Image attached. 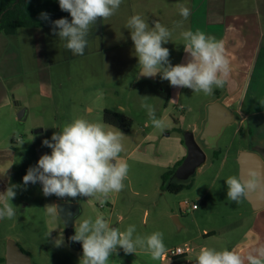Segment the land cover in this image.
Instances as JSON below:
<instances>
[{
	"label": "rangeland",
	"instance_id": "obj_1",
	"mask_svg": "<svg viewBox=\"0 0 264 264\" xmlns=\"http://www.w3.org/2000/svg\"><path fill=\"white\" fill-rule=\"evenodd\" d=\"M162 3L165 5L168 1L122 0L115 15L105 21L98 20L93 27L84 55L73 56L65 49V41L52 32V25L20 27L10 38L6 48L9 60L14 57L18 62L17 71L23 76L24 84L12 92L21 98L22 104L16 106L19 111L16 115L12 111L10 120L7 113L0 119V144L15 145L11 185L17 186L15 198L8 201L12 203L15 216L0 219V256H6L11 238L30 254L35 264H80L82 245L69 240L67 223L56 208L57 201L72 198L45 196L41 183L25 186L23 177L43 154L51 153L52 149L43 145V140L51 139L65 123L81 117L125 134L124 150L117 159L128 164V175L123 181V190L110 193L108 196L115 197H107L103 205L95 196L77 197L82 212L76 225L89 217L94 221L100 215L121 231L135 225L133 239L137 235L147 237L156 231L162 232L166 248L164 264H180L186 259L195 260V251L199 252L202 246L198 238L195 242L200 245L193 247L189 243L187 254L176 258L167 255V251L177 245L186 248L190 229L217 227L222 236L211 239L210 243L226 248L251 222L253 210L246 199L237 204L227 198L226 179L240 174L237 149L246 143V136L236 132L239 123L226 128L219 141L220 151L205 148L207 160L190 179L166 174L183 159L184 131L195 122L201 124L209 110L207 101L220 92L215 85L213 94L205 95L202 91L174 88L159 76L156 81L139 77L138 57L134 54L126 24L132 15L140 14L154 26L152 21L161 17L159 6ZM177 14L175 22L182 20L179 11ZM66 18L71 21V16ZM185 30H188L187 20L181 27L175 25L171 30L173 41L162 45L170 50L169 59L173 65L186 62L180 35ZM142 96H148L147 103L155 107L157 118L166 121V130L152 125L146 110L140 106ZM24 107L27 116L20 120L18 115ZM105 108L119 109L130 116L133 119L131 129L123 130L106 123ZM38 128L44 130L36 133ZM173 181L188 185L174 193L166 188ZM204 199L209 205L205 206ZM186 200L197 203L199 209H192ZM48 208L55 209V215L49 214ZM175 214L186 227L178 226ZM56 239L63 240V244L57 247ZM130 259L137 264L142 257L134 255Z\"/></svg>",
	"mask_w": 264,
	"mask_h": 264
},
{
	"label": "clouds",
	"instance_id": "obj_2",
	"mask_svg": "<svg viewBox=\"0 0 264 264\" xmlns=\"http://www.w3.org/2000/svg\"><path fill=\"white\" fill-rule=\"evenodd\" d=\"M122 0H59L62 11L70 13L71 21L61 17L51 21L52 32L65 41L64 48L73 56L84 55L88 37L98 20L109 19L118 11ZM182 20L176 21L181 27L191 15V9L184 4L178 6ZM42 20H50L47 12H41ZM150 26L140 14L132 15L126 24L134 44V54L138 57L139 75L147 78L159 76L174 88H188L193 92L213 94V86L223 89L230 74V61L225 54L222 40L197 29L180 33L184 41L186 62L173 65L169 59L170 50L162 45L172 37V31L159 20ZM173 41V40H172ZM179 95V93H177ZM141 108L146 110L152 125L161 131L168 125L163 118H157L155 107L147 103L148 96H142ZM264 106V98L259 99ZM122 131H112L104 123L91 122L85 118H74L51 139H44L43 145L52 149L43 154L35 166H30L23 177L25 186L42 184L45 196L55 195L60 199L96 197L103 205L108 195L120 192L125 187L123 181L128 175V164L117 159L124 150ZM227 198L239 204L242 199L256 194L264 199V171L249 167L239 175L226 179ZM16 185H10L0 192V219L15 216L12 201L16 196ZM55 215V209L48 208ZM71 215V214H70ZM74 235L69 239L82 244L83 254L80 264H107L118 246L124 253H136L137 247L151 252L153 259H160L166 251L163 233L156 231L147 237L137 235L133 239L135 225L125 231L110 226L103 216L91 217L74 225ZM57 247L63 240L54 241ZM196 264H264V242L252 246L246 252L216 250L202 247L195 258Z\"/></svg>",
	"mask_w": 264,
	"mask_h": 264
},
{
	"label": "crops",
	"instance_id": "obj_3",
	"mask_svg": "<svg viewBox=\"0 0 264 264\" xmlns=\"http://www.w3.org/2000/svg\"><path fill=\"white\" fill-rule=\"evenodd\" d=\"M164 1H168V4L164 5V3H162V5L159 6V14L161 15L159 21L170 30L175 27V16L178 15V6L182 2V4L191 9V15L187 19L188 30L195 31L200 29L206 34H211L218 40L223 41L225 54L230 61V74L224 88H218L220 92L218 96L210 98L206 105L208 104L207 106H209L215 101H221L234 112L235 120L231 124L239 123L236 132L243 133V135L246 136V143L237 149L238 162L241 152L250 150L259 154L264 164V106H261L259 103V99L264 98V0H163V2ZM14 34L16 33H1L0 35V111L4 110L2 114L0 113V119L2 116L5 117L7 113L6 116L8 120L11 119L12 111L14 114L16 111H19V107L16 106L22 104L21 98L12 95V92L16 89L18 90L20 85L24 84L23 76L17 71L18 62L15 61L14 57L9 60V50L6 49L8 47L7 45L10 44V38ZM14 67L16 71H14ZM25 109L24 119L27 116V108ZM207 120L208 111L201 124L195 122L184 131V137L181 140L184 147L182 161L188 153L185 133L191 131L195 137L199 139L203 133ZM43 130L42 128H38L35 132L37 133ZM222 135L218 140L217 147L208 149L220 151L219 141ZM12 140L17 141L16 138ZM15 162V145L4 146L0 144V192L6 191L11 185ZM200 167L201 165L196 171ZM193 175H191L189 179ZM114 197V195L108 196L109 199ZM244 199L251 205L253 217L251 222L244 228L241 235L226 247L229 250L236 248L238 251L246 252L252 246L264 242V201L256 194H251ZM68 201L80 204L81 211L78 214L80 215L82 212V204L80 201L78 199H68L60 202ZM60 202L57 201L56 204L58 205ZM204 204L205 206L209 205V201L204 199ZM197 209H199V206ZM175 216L179 219L180 225L178 226L180 228L187 226L181 223L178 214H175L174 217ZM77 217L75 218V223ZM221 236L222 231L217 227H212L211 229L203 228L197 231H191L190 229V234L186 240L187 246L185 248V254L190 250L189 243H192L193 247H197L200 245L199 242H201V248L210 247L216 250H224L225 247L222 248L219 244L213 245L210 243L211 239L220 238ZM198 238L200 241L196 243L195 240ZM10 240L15 241L11 238L9 241ZM195 253L198 255L199 252L195 251ZM134 255L142 257L141 263L138 262L137 264H164L163 256L160 259H153L148 249H137L136 253L126 255L119 246L118 253L110 255L107 264H133L130 257ZM180 264H196V262L195 260L186 259Z\"/></svg>",
	"mask_w": 264,
	"mask_h": 264
},
{
	"label": "water",
	"instance_id": "obj_4",
	"mask_svg": "<svg viewBox=\"0 0 264 264\" xmlns=\"http://www.w3.org/2000/svg\"><path fill=\"white\" fill-rule=\"evenodd\" d=\"M140 78L150 79L152 81L157 80V76L154 78H147L139 76ZM25 107L19 112V119H24ZM235 120V114L221 101H215L209 105L208 120L202 135L197 139L193 132L188 131L185 133V141L188 146V153L182 163L177 167L175 172L171 176L178 175L182 179H189L193 175L196 169L202 165L206 160L207 154L205 148H216L218 140L225 128L233 123ZM202 142V144H201ZM240 162V174L246 171L249 167L259 168L264 171V164L259 154L245 150L241 152L239 156ZM264 201V199H262ZM57 209L60 215L65 219L68 229V238L74 235L75 218L81 211V206L75 202H60L57 205ZM71 214V215H70ZM175 222L179 224L178 217H174ZM70 240V239H69ZM71 241V240H70ZM73 242V241H72ZM81 245L79 242H74ZM6 264H35L32 262L30 254L25 251L18 243L13 240L8 241V248L6 253Z\"/></svg>",
	"mask_w": 264,
	"mask_h": 264
},
{
	"label": "trees",
	"instance_id": "obj_5",
	"mask_svg": "<svg viewBox=\"0 0 264 264\" xmlns=\"http://www.w3.org/2000/svg\"><path fill=\"white\" fill-rule=\"evenodd\" d=\"M41 12H47L50 20H42ZM68 16L70 13L60 9L59 0H0V35L16 33L20 27L49 26L52 25L51 21ZM103 117L106 123L123 130H130L133 125V119L119 109L105 108ZM181 163L182 160L177 161L166 174L172 175ZM165 182L166 180L163 187ZM187 185L183 182H172L166 188L178 193ZM0 264H6V256H0Z\"/></svg>",
	"mask_w": 264,
	"mask_h": 264
},
{
	"label": "built area",
	"instance_id": "obj_6",
	"mask_svg": "<svg viewBox=\"0 0 264 264\" xmlns=\"http://www.w3.org/2000/svg\"><path fill=\"white\" fill-rule=\"evenodd\" d=\"M185 203L190 204L189 206L192 209L198 208V204L197 203H191L190 201L186 200ZM186 253V249L183 248L182 246H177L175 248H171L167 251V255L171 256V257H177V256H181L184 255Z\"/></svg>",
	"mask_w": 264,
	"mask_h": 264
}]
</instances>
